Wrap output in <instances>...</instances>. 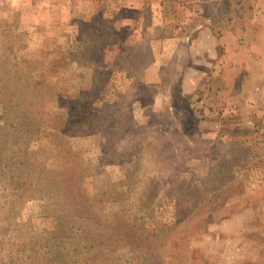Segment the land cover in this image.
<instances>
[{
  "label": "rangeland",
  "instance_id": "1",
  "mask_svg": "<svg viewBox=\"0 0 264 264\" xmlns=\"http://www.w3.org/2000/svg\"><path fill=\"white\" fill-rule=\"evenodd\" d=\"M255 7L0 0V264H264Z\"/></svg>",
  "mask_w": 264,
  "mask_h": 264
},
{
  "label": "crops",
  "instance_id": "2",
  "mask_svg": "<svg viewBox=\"0 0 264 264\" xmlns=\"http://www.w3.org/2000/svg\"><path fill=\"white\" fill-rule=\"evenodd\" d=\"M256 2V1H255ZM252 3V6H255L256 4L258 3ZM251 6V5H250ZM259 7H255L253 8V15H257V16H253L255 18L251 21V25L250 28H249V31L251 34H253L255 40L254 42L256 41H259V42H262V38L259 39L258 37V32L261 33L260 36H262L264 38V13L263 11H258ZM253 38V39H254ZM263 43V42H262Z\"/></svg>",
  "mask_w": 264,
  "mask_h": 264
}]
</instances>
